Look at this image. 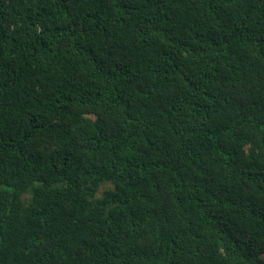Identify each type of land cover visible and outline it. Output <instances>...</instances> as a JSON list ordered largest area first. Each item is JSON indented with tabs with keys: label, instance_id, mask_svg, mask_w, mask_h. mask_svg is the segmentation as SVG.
Wrapping results in <instances>:
<instances>
[{
	"label": "trees",
	"instance_id": "1",
	"mask_svg": "<svg viewBox=\"0 0 264 264\" xmlns=\"http://www.w3.org/2000/svg\"><path fill=\"white\" fill-rule=\"evenodd\" d=\"M0 264H264V0H0Z\"/></svg>",
	"mask_w": 264,
	"mask_h": 264
}]
</instances>
